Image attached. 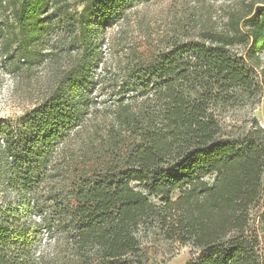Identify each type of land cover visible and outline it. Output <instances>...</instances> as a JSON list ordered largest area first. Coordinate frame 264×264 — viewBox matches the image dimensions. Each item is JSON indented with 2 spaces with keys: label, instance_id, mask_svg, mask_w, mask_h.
Segmentation results:
<instances>
[{
  "label": "trees",
  "instance_id": "16d2710c",
  "mask_svg": "<svg viewBox=\"0 0 264 264\" xmlns=\"http://www.w3.org/2000/svg\"><path fill=\"white\" fill-rule=\"evenodd\" d=\"M148 1L0 0L2 61L43 79L31 108L0 119V180L16 196L0 202V264H148L158 240L189 244L186 264H264L251 219L264 129L224 138L220 122L264 93V0H231L224 35L127 63L95 108L100 31Z\"/></svg>",
  "mask_w": 264,
  "mask_h": 264
},
{
  "label": "rangeland",
  "instance_id": "374dc122",
  "mask_svg": "<svg viewBox=\"0 0 264 264\" xmlns=\"http://www.w3.org/2000/svg\"><path fill=\"white\" fill-rule=\"evenodd\" d=\"M232 6L231 0H150L135 5L125 13L124 19L106 24L100 31L104 63L95 69V82L89 90L95 108L101 110L117 93L112 86L121 83L127 63L153 61L175 41L186 43L224 35L226 14ZM234 48L243 53L240 46ZM259 54L264 60V48ZM41 76V70L18 69L4 63L0 55V119L13 121L39 100L43 90ZM221 112L224 138H236L246 130H253V120L264 129V93L250 104ZM93 114L97 122L100 112ZM15 201V194L0 180V202ZM263 209L264 192L259 204L251 210L252 224L261 236L264 233L259 215ZM30 216L37 220L36 213ZM44 240L43 235L41 242ZM149 247L148 264H186L195 255L189 244L177 241L158 240Z\"/></svg>",
  "mask_w": 264,
  "mask_h": 264
}]
</instances>
